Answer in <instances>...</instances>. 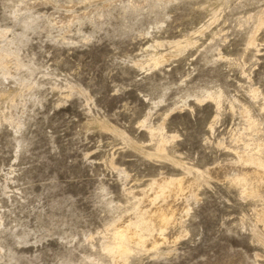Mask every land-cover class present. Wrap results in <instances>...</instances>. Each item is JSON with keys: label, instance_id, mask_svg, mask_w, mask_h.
<instances>
[{"label": "rangeland", "instance_id": "obj_1", "mask_svg": "<svg viewBox=\"0 0 264 264\" xmlns=\"http://www.w3.org/2000/svg\"><path fill=\"white\" fill-rule=\"evenodd\" d=\"M259 164L264 0H0V264H264Z\"/></svg>", "mask_w": 264, "mask_h": 264}, {"label": "bare ground", "instance_id": "obj_2", "mask_svg": "<svg viewBox=\"0 0 264 264\" xmlns=\"http://www.w3.org/2000/svg\"><path fill=\"white\" fill-rule=\"evenodd\" d=\"M238 177L239 180L249 182L257 191L264 182V167L259 164V168L257 169L251 170L247 168L245 173L238 175ZM190 186L183 180L156 182L153 192H148L142 198L144 203L143 211L145 212L140 222L136 224V228L132 230L128 226V221H124L120 226L119 236L124 237L126 240L129 238L132 241H136L140 240L139 232L145 230L150 233H157L158 237L154 240L155 245L159 241H166L167 233L165 234V232L178 224L180 209L182 210L179 201L184 198V195L190 188L192 189ZM122 241L124 240L122 239ZM120 250L122 253L126 251L124 242H120Z\"/></svg>", "mask_w": 264, "mask_h": 264}]
</instances>
